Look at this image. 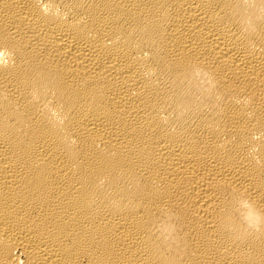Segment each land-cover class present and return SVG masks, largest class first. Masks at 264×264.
<instances>
[{
    "label": "bare ground",
    "instance_id": "6f19581e",
    "mask_svg": "<svg viewBox=\"0 0 264 264\" xmlns=\"http://www.w3.org/2000/svg\"><path fill=\"white\" fill-rule=\"evenodd\" d=\"M0 264H264V0H0Z\"/></svg>",
    "mask_w": 264,
    "mask_h": 264
}]
</instances>
